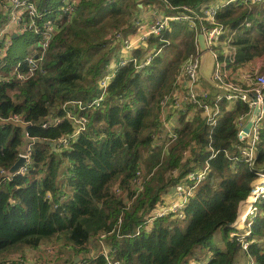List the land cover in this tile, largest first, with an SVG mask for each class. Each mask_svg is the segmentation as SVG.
I'll return each instance as SVG.
<instances>
[{"label":"trees","instance_id":"obj_1","mask_svg":"<svg viewBox=\"0 0 264 264\" xmlns=\"http://www.w3.org/2000/svg\"><path fill=\"white\" fill-rule=\"evenodd\" d=\"M32 1L39 7L58 6L60 2ZM164 1L196 8L207 0H80L71 18L59 19L41 65L43 72L24 80L13 75L0 80V117L16 113L31 123L25 126L0 122V169L7 170L15 162L26 142L25 133L36 139L28 170L0 183V251L18 244L35 248L41 242L61 237L64 243L59 250L72 249L83 256L99 233L109 232L104 239L109 255L123 264H190L209 252L206 264L241 261L244 253L237 237L230 236L231 224L240 208L249 202L258 173H264V118L253 168L243 162L233 165L224 151L236 153L235 118L248 110L247 105L237 102L234 108L227 109V101L220 100L221 113L213 128L206 126L200 116L201 123L196 122V126L182 117L177 139L165 160L169 171L179 169L178 176L168 175L165 180L159 175L149 177L135 196L130 184L137 168L148 173L158 163L161 149L152 146L151 134L158 126L159 101L170 91L182 60L195 51L196 32L186 24L171 22L162 36L149 37L147 48H160V52L142 69L136 71L133 62L116 69L102 106L81 111L87 117L85 129L67 147L58 148L54 143L72 132L67 119L55 126L40 124L50 114L63 116L62 106L67 101H90L98 93L99 78L109 72L111 58L116 57L115 62L119 58L118 44L112 46L104 37L109 24L122 23L126 26L120 28L124 34L133 33L134 19L141 10L138 4L144 2L146 8L149 3ZM254 6L257 10H253ZM55 16L51 12L43 19ZM4 18L0 8V24ZM216 20L236 29L233 66L264 55V2H230L219 8ZM103 29L106 33L101 39L92 34ZM36 39L38 35L32 32L17 34L12 40L15 47H11L1 67L4 76L22 59L16 52L19 46ZM174 47L177 51H171ZM97 51L101 57L91 63ZM29 52L28 47L24 49L25 54ZM145 52L136 49L132 56L140 61ZM27 69L22 63L19 71ZM68 108L75 110L71 105ZM209 144L217 152L208 161L210 172L206 179L184 207V218L158 217L150 231L133 235L161 202V195L172 190L190 169L204 164L211 154ZM185 149L191 151L183 160ZM116 188L120 189L119 197L115 196ZM132 195L137 197L132 199ZM254 205L256 215L246 237L248 253L264 264V196L258 197ZM119 218L117 233L114 226ZM216 234L225 243L224 249L213 247L211 239ZM87 259L86 264H106L103 255ZM65 263L76 262L71 258Z\"/></svg>","mask_w":264,"mask_h":264},{"label":"built area","instance_id":"obj_2","mask_svg":"<svg viewBox=\"0 0 264 264\" xmlns=\"http://www.w3.org/2000/svg\"><path fill=\"white\" fill-rule=\"evenodd\" d=\"M236 0H226L224 3H203L199 7H190L187 5L174 6L167 1L159 2L158 12L155 16L149 19L141 17L134 19V31L132 34L126 36L122 29L114 31L108 35L111 45H121L116 63L109 67V72L104 74L98 80V93L90 101L69 100L63 104L62 109L64 115L61 117L49 115L46 120L40 124L42 127L55 126L63 120H68L72 125V132L64 137H60L54 141L58 148L67 147L71 140L75 139L77 135L85 129L87 117L81 113L85 110H95L102 106V101L107 95V86L113 77L118 67L126 65L128 62H133L135 70L138 71L147 65L150 60L160 52V48H153L148 50L144 57L137 61L132 56V52L136 49L146 50L147 40L150 36H162V33L169 29L171 22H179L186 24L190 30L196 32V37L202 33L205 38L206 45L214 57L213 67L210 75L211 81L216 85L212 86L204 80L199 73L200 53L198 50L197 38L195 40V51L191 53L178 68L172 87L169 92L165 93L159 101V111L157 122L158 126L151 134V144L153 147L171 145L177 139V131L179 129L178 119L183 117L185 121L191 120V113H198L202 118L203 123L213 128L220 116V100L227 101V109L229 104L234 107L237 102L247 105L248 110L240 113L235 118V125L237 128L236 137L237 143L233 145L236 150L235 154H230L224 151L225 155L235 165L236 162L246 163L250 168H253L257 158V145L260 139V130L262 128V121L264 118V68H252L243 74L242 78L245 81H233L231 74V67L235 63L236 48L233 44L236 29L227 24L220 23L216 20V15L219 8L230 2ZM80 0H60L59 5H50L39 7L32 0H0V8L5 13V22L0 26V68L4 65V58L12 46V34L23 32H32L38 35V39L29 44L30 52L24 58L18 60L15 65L9 70L8 76L0 75V80L8 77L16 76L20 80H24L35 72L43 70L41 65L46 51L49 48V43L52 35L56 32L58 21L61 16L71 18L79 4ZM242 3H263L264 0H241ZM152 3L148 6L150 9ZM53 12L54 19H43L45 15ZM10 31V32H8ZM128 34V33H127ZM162 41V37L160 38ZM22 63H25L28 69L24 72L19 71ZM233 64V65H232ZM232 65V66H231ZM239 65V64H238ZM202 81L207 83L202 86ZM217 92L214 94L213 91ZM75 110H69V106ZM255 114V119L249 128L246 135H240L246 122L251 115ZM0 122H12L21 125H29L30 122L24 120L20 114L12 113L6 118L0 117ZM26 142L16 156L25 158L24 164L12 175H7V170L0 169V183L3 180H9L12 176L17 174H24L32 162V148L35 138L25 133ZM208 148L211 154L201 166H195L190 169L184 176L178 179L175 184L174 202L166 203L162 201L157 204L149 214L145 216V221L138 225L133 235H139L141 231H150L152 222L158 217L171 216L177 219L184 218V207L188 200L195 194L197 187L206 179L210 172L208 161L216 154L210 144ZM190 156V150L182 152V159L186 160ZM150 173V172H149ZM145 173L143 168H137L130 178V184L135 191L134 196L142 190L145 180L150 176ZM179 169L174 168L169 172V176L176 178ZM258 176L264 177V173H258ZM258 188V189H257ZM256 198L250 205L247 218L245 221L246 228L241 234L230 233V236H236L242 251L245 256L243 264H259L255 258L248 253L249 241L246 237L250 235L251 221L256 215L255 202L258 197L264 196L263 186L256 185ZM117 194L120 189L116 188ZM121 224V218L118 219L114 226V230L118 233ZM109 232H101L96 238L99 245V250L92 252L89 250L88 254L81 256L79 261L75 264H86L88 257H95L103 255L106 264H123L121 261L113 259L109 255L107 246L104 243L105 237ZM118 237L123 235L117 234ZM53 247L52 249H55ZM49 252V246L45 247ZM53 252V251H52ZM210 255L201 260H192L190 264H206ZM31 259L27 262L31 264H45L42 260Z\"/></svg>","mask_w":264,"mask_h":264},{"label":"rangeland","instance_id":"obj_3","mask_svg":"<svg viewBox=\"0 0 264 264\" xmlns=\"http://www.w3.org/2000/svg\"><path fill=\"white\" fill-rule=\"evenodd\" d=\"M55 1H58V0H55ZM226 0H223V1H220V0H217V3H224ZM236 1H240L241 2V0H236ZM207 2H210L209 0H207V1H205L204 3H207ZM253 4H256V3H253ZM54 5H56V4H54ZM138 6H139V8H141V9H144V2H140L139 4H138ZM146 6V8H149V6H148V4L147 5H145ZM145 8V9H146ZM259 9H260V7H258ZM255 9V6H254V8H253V10ZM255 10H257V7H256V9ZM5 17H6V15H5ZM5 19V18H4ZM130 20H131V22L133 21V16L132 17H130ZM2 24V23H1ZM1 24H0V26H1ZM133 24V23H132ZM134 25V24H133ZM122 27H126L124 24L122 25V23H120L119 25H116L115 23H113V25H108L107 27H106V30L108 31L107 33L105 32V29H103V30H99L98 32H92V34H94V35H96L99 39H101L102 38V36H104V34L106 33V35L104 36L105 37V39H106V37L108 38V35H111L114 31H117V30H119L120 28H122ZM130 34H132V33H130ZM127 35H129V34H127ZM126 35V36H127ZM26 37H24L23 39H22V41L25 39ZM22 41H21V43H22ZM20 43V44H21ZM17 45H18V42H17ZM12 46H14V43L12 42ZM11 46V47H12ZM114 46V45H113ZM118 47H121V45H117ZM15 47V46H14ZM27 47H29V43H23L22 45H21V47L19 46V48L16 50V52L18 53V55L19 56H21L20 58H24L25 57V55L27 54H25L24 53V49L25 48H27ZM150 47L151 46H149L147 49H146V52H145V54L148 52V50H150ZM152 47H155V46H152ZM29 49V48H28ZM177 47H174L173 48V50L171 49V51H177ZM10 50H11V48H10ZM9 50V51H10ZM120 50V49H119ZM8 51V52H9ZM173 53H175V52H173ZM102 55H103V53H102ZM118 56V55H117ZM101 57V52L100 51H97V52H95L94 53V58L93 59H91V63H93V62H95V61H97L99 58ZM113 58H116V57H112L111 58V61L109 62V67L111 66V65H114L116 62H115V60H113ZM117 61V60H116ZM184 60H182V62H183ZM181 62V63H182ZM90 62L88 61V64H89ZM181 63H180V65H181ZM180 65H179V67H180ZM4 72H5V70L4 69H1L0 68V75H3L4 74ZM204 83L205 84H207L205 81H204ZM165 94V93H164ZM192 122H194V124H195V126L198 124V123H201L200 122V118L197 116L196 117V119H192L191 120ZM196 122H198V123H196ZM180 125H181V123H180ZM170 148H171V145H169V146H167V147H165V145H160V149H161V151H160V157H159V160H158V163L148 172L149 173V176H150V179L151 178H154V177H156V176H161L162 177V180H165V179H167L168 178V175H169V172L171 171V169H170V171L167 169V166H166V164H167V161H165L166 159H167V156L169 155V151H170ZM191 151V150H190ZM65 165H67V163L65 164ZM64 165V166H65ZM64 168V167H63ZM145 172V171H144ZM146 173V172H145ZM147 174V173H146ZM260 178V179H259ZM259 180L260 181H262V183H261V185H259V186H262L263 184H264V177H261V176H258L253 182L254 183H256V185L257 184H259L260 182H259ZM159 181V180H158ZM255 186V185H254ZM254 186H253V189H254ZM169 191V190H168ZM170 192H171V190H170ZM116 197H119V194H116L115 195ZM124 197L126 198V195H124ZM132 197V199H135L136 197H134L133 195L131 196ZM128 199V198H127ZM132 199H130L128 202H127V205H129L130 203H131V201H132ZM174 199H172V200H167V201H165L166 203H173L174 201H173ZM241 210H240V212H239V214H238V217H237V219H236V221H235V223H238L239 221H241L244 217H246V215H247V212L248 211H246V212H244L243 213V211H242V209H243V207H241L240 208ZM242 213V214H241ZM241 214V215H240ZM232 225V224H231ZM245 227H246V224H245ZM220 238V235H214L213 236V238L211 239V242H212V244H213V247H217V246H219V244H220V246L221 247H224L225 246V244H223V242L221 241V239L220 240H218ZM45 243H48V244H44V242H41L40 244H39V246L41 245H45V246H42V248H45V247H47V246H49V252H47V251H45V252H42L41 251V248H40V250L38 251H36V250H32V249H28L26 246L27 245H25V244H18V245H13V246H11L10 248H8V249H6V250H3V251H0V254L2 253V254H5V256H0V264H12V262H16V264H31V262H27L28 260H31V259H36L35 261H37L38 259L39 260H42L45 264H55L54 263V261L56 260V258L57 257H59V256H61V254H64L65 253V251H63L64 249H61V250H59V248H60V245L61 244H63L64 243V240L60 237V239L59 240H57L56 239V242H54V243H49L48 241H46ZM38 246V247H39ZM53 247H56L55 249H52ZM20 249H25V250H21V251H19ZM221 249V248H220ZM222 249H224V248H222ZM13 250V251H12ZM14 250H16L17 252H14ZM5 251V252H4ZM12 251V252H11ZM53 251V252H52ZM13 253V254H12ZM74 253H69V259H71L74 255H73ZM69 259L67 260V261H69ZM240 263V262H239ZM238 263V264H239Z\"/></svg>","mask_w":264,"mask_h":264},{"label":"crops","instance_id":"obj_4","mask_svg":"<svg viewBox=\"0 0 264 264\" xmlns=\"http://www.w3.org/2000/svg\"><path fill=\"white\" fill-rule=\"evenodd\" d=\"M210 2H207V3H211V2H214V1H217V0H209ZM220 1H223V0H220ZM158 9H159V5H158V3H154V5H152V7L150 8V9H148V8H144V9H141L140 11H139V13H138V17H141V18H143V19H149L152 15L153 16H155L156 15V11L158 12ZM8 32H10V31H8ZM12 37H13V39H14V34H12ZM17 37V35L15 36V38ZM260 67L261 69L262 68H264V55L263 56H261V57H256V58H254V59H252V60H249V61H247V62H244V63H241V64H239V65H235V66H233V67H231L230 69H231V74H232V79H233V81H236V82H241L242 84H244L245 83V81L243 80V78H242V76H243V74L244 73H246L247 71H250L252 68H257V67ZM202 86H206L207 84H205L204 83V81H202ZM214 92V94L217 92V90L216 91H213ZM233 104H229L228 105V108H234L233 106H232ZM227 107V106H226ZM199 117V114L198 113H191V120L192 119H196V117ZM190 120V121H191ZM200 120H201V118H200ZM178 125L180 126V121H179V119H178ZM161 202L162 201H167V200H172V199H174V191H173V189L171 190V192L170 191H167V192H165V193H163L162 195H161ZM158 203H160V201L158 202ZM248 206H249V202L248 203H245L242 207H243V209H242V211H244V212H246L247 211V208H248ZM246 210V211H245ZM243 212V213H244ZM242 214V213H241ZM240 214V215H241ZM246 218H247V216L246 217H244L241 221H239L238 223H235V221L232 223V227H233V231L231 232V233H236V234H241V233H243L244 231H245V221H246ZM221 239V237L218 239V240H220ZM49 243H54V242H56V239L55 238H52V239H50V240H47ZM221 241H222V239H221ZM46 242V241H45ZM44 242V244H48V243H45ZM223 242V241H222ZM223 244H225L224 242H223ZM42 246H45V245H42ZM42 246L40 245L39 247L37 246V247H35V248H32V247H29V246H26L28 249L30 248V249H32V250H40V248H42ZM61 246V245H60ZM88 249H90L92 252L94 251V253H95V251H97V249H98V246H97V244H96V242L94 241V243L92 242V243H90L89 245H88ZM218 248H224V247H221L220 246V244H219V246H217ZM22 249H20L19 251H21ZM23 250H25V249H23ZM22 250V251H23ZM38 250V251H39ZM13 251V250H12ZM11 251V252H12ZM63 251H65V253L64 254H61V256H59V257H57L56 258V260L54 261V263L55 264H69V263H65L68 259H69V253H74L73 255V257H72V259L75 261V262H77V261H79V259L81 258V256H82V253H79L78 255L72 250V249H64ZM5 252V251H4ZM14 252H17L16 250H14ZM13 254V253H12ZM208 255H210V252L207 254V256ZM0 256H5V254H0ZM244 260H245V256H243L242 258H241V261H240V263L239 264H243V262H244ZM13 264V263H12Z\"/></svg>","mask_w":264,"mask_h":264},{"label":"water","instance_id":"obj_5","mask_svg":"<svg viewBox=\"0 0 264 264\" xmlns=\"http://www.w3.org/2000/svg\"><path fill=\"white\" fill-rule=\"evenodd\" d=\"M15 36L16 34L14 35V38ZM197 44L200 53L199 73L204 80H206L212 86H215L216 84L210 79L214 57L210 52V50L208 49L204 35L202 33H199L197 35ZM255 116H256L255 114L251 115V117L243 127L242 131L240 132V135H246V133L248 132L249 128L251 127L255 119ZM24 161L25 158L23 157H19L18 159H16L15 162L7 169V175L14 174L24 164Z\"/></svg>","mask_w":264,"mask_h":264},{"label":"bare ground","instance_id":"obj_6","mask_svg":"<svg viewBox=\"0 0 264 264\" xmlns=\"http://www.w3.org/2000/svg\"><path fill=\"white\" fill-rule=\"evenodd\" d=\"M210 139V138H209ZM260 179V178H259ZM259 184H257V186H259V185H261V183H262V181H260L259 180ZM263 186V185H262ZM258 189V188H257ZM257 189H256V186L254 187V189L252 190V194H251V197H250V199L248 200L249 201V206H248V208H247V211H248V209H249V207H250V205L253 203V201L255 200V198H256V191H257ZM241 210V209H240ZM246 211V210H245ZM240 212V211H239ZM244 212V211H243Z\"/></svg>","mask_w":264,"mask_h":264}]
</instances>
